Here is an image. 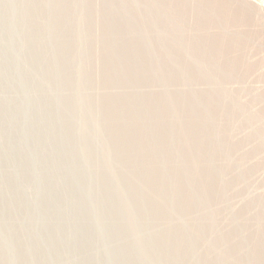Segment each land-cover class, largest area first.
<instances>
[{
  "label": "rangeland",
  "instance_id": "1",
  "mask_svg": "<svg viewBox=\"0 0 264 264\" xmlns=\"http://www.w3.org/2000/svg\"><path fill=\"white\" fill-rule=\"evenodd\" d=\"M0 264H264V0H0Z\"/></svg>",
  "mask_w": 264,
  "mask_h": 264
},
{
  "label": "bare ground",
  "instance_id": "2",
  "mask_svg": "<svg viewBox=\"0 0 264 264\" xmlns=\"http://www.w3.org/2000/svg\"><path fill=\"white\" fill-rule=\"evenodd\" d=\"M27 1V0H26ZM35 2V1H34ZM203 16V15H202ZM205 17V16H204ZM204 118V117H203ZM116 124V123H115ZM231 141V140H230ZM187 149V148H186ZM195 162V161H194ZM192 163V162H191ZM190 165V164H189ZM197 168V167H196ZM157 208V207H156ZM259 248V247H258ZM174 258V257H173Z\"/></svg>",
  "mask_w": 264,
  "mask_h": 264
}]
</instances>
